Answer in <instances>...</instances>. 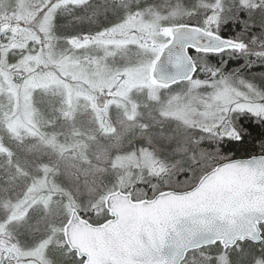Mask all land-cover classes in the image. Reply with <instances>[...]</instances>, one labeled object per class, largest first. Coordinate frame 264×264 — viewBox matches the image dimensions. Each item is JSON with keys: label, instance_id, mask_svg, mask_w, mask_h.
Here are the masks:
<instances>
[{"label": "snow or ice", "instance_id": "1", "mask_svg": "<svg viewBox=\"0 0 264 264\" xmlns=\"http://www.w3.org/2000/svg\"><path fill=\"white\" fill-rule=\"evenodd\" d=\"M0 264H264V0H0Z\"/></svg>", "mask_w": 264, "mask_h": 264}]
</instances>
